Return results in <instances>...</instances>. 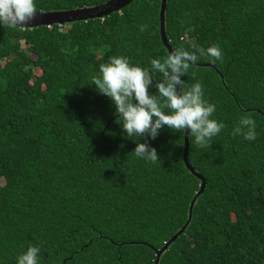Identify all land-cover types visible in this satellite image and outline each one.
I'll use <instances>...</instances> for the list:
<instances>
[{
    "label": "trees",
    "instance_id": "16d2710c",
    "mask_svg": "<svg viewBox=\"0 0 264 264\" xmlns=\"http://www.w3.org/2000/svg\"><path fill=\"white\" fill-rule=\"evenodd\" d=\"M105 1L36 0V12ZM160 2L132 0L62 25L0 26L4 264L29 244L40 264H155L181 228L158 264H264V0H166L172 50L195 42L223 51L222 62L202 57L181 77L202 84L225 124L209 149L188 136V163L204 179L197 196L184 134L165 127L148 141L160 160L136 158V138L122 135L114 105L91 85L110 56L149 67L168 53ZM242 115L255 119V141L231 134Z\"/></svg>",
    "mask_w": 264,
    "mask_h": 264
},
{
    "label": "clouds",
    "instance_id": "9594fccd",
    "mask_svg": "<svg viewBox=\"0 0 264 264\" xmlns=\"http://www.w3.org/2000/svg\"><path fill=\"white\" fill-rule=\"evenodd\" d=\"M36 14V0H0V26L16 28L27 25ZM139 30H145L144 25ZM212 63L223 61L218 44L207 48L193 42L164 56L150 58L149 67L130 62L124 55H113L101 63L93 77L95 90L110 99L126 139L133 137V155L145 162L159 159L157 150L148 141L154 140L167 127L172 132L185 133L194 143L209 149L213 138L225 128L222 120L214 118L216 105L205 99L202 84L197 80L188 85L181 79L201 58ZM158 77V78H154ZM157 81L153 83V81ZM154 87L155 92H149ZM257 124L250 115L240 116L231 134L245 141H255ZM143 140V142H140ZM133 141V140H132ZM40 248L29 244L16 256L15 264H40ZM0 264L4 261L0 259Z\"/></svg>",
    "mask_w": 264,
    "mask_h": 264
},
{
    "label": "water",
    "instance_id": "95a60500",
    "mask_svg": "<svg viewBox=\"0 0 264 264\" xmlns=\"http://www.w3.org/2000/svg\"><path fill=\"white\" fill-rule=\"evenodd\" d=\"M132 0H107L99 5L92 6V7H82V8H75L70 10H63V11H49V12H43L38 11L36 12L33 19L25 26L23 27H37L40 25H50L53 23H58L59 25H62L64 23H69L75 20H83L88 18H96V17H102L104 15H107L111 13L112 11H116L121 9L123 6L130 3ZM166 6V0H161L160 2V11H159V20H160V34L163 44L165 45L168 52L172 51L171 46L168 43L167 36L165 35L164 31V10ZM202 65L211 66L209 63H205ZM188 133L187 130H185L184 133V149H183V160L186 165V167L195 173L198 177L201 178V184L199 191L196 192V196L199 195L203 188H204V179L200 176V174L196 173L193 168L189 165L187 160V151H188ZM195 201V197L192 199L190 204V210H189V217L191 215V208ZM183 230L181 228L173 237L165 243V245L159 249L156 252V259L155 264H158L159 255L165 248H167L168 244L176 238V236Z\"/></svg>",
    "mask_w": 264,
    "mask_h": 264
}]
</instances>
